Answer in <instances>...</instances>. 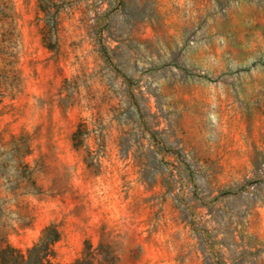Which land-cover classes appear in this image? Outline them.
<instances>
[{"label":"rangeland","instance_id":"1","mask_svg":"<svg viewBox=\"0 0 264 264\" xmlns=\"http://www.w3.org/2000/svg\"><path fill=\"white\" fill-rule=\"evenodd\" d=\"M264 264V0H0V251Z\"/></svg>","mask_w":264,"mask_h":264},{"label":"trees","instance_id":"2","mask_svg":"<svg viewBox=\"0 0 264 264\" xmlns=\"http://www.w3.org/2000/svg\"><path fill=\"white\" fill-rule=\"evenodd\" d=\"M59 239V232L54 226L43 229L38 241L25 253L6 246L0 251V264H53V244ZM69 264H95L88 248L80 258Z\"/></svg>","mask_w":264,"mask_h":264}]
</instances>
